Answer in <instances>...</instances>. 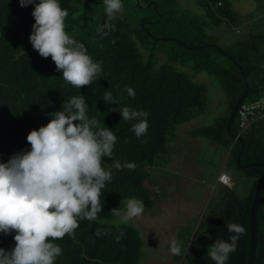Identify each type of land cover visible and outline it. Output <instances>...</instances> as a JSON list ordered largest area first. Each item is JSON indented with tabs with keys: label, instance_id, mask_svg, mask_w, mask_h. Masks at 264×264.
<instances>
[{
	"label": "trees",
	"instance_id": "1",
	"mask_svg": "<svg viewBox=\"0 0 264 264\" xmlns=\"http://www.w3.org/2000/svg\"><path fill=\"white\" fill-rule=\"evenodd\" d=\"M202 15L191 13L178 0H134L139 11L136 19L117 16L112 21L115 31L98 34V27L107 20L105 11L90 21H82L73 33L81 15H76L80 0H59L69 15L65 31L82 43L93 61L101 63L99 77L90 85L77 89L66 84L62 72L56 71L51 57L42 58L29 41L35 20L34 6L21 8L19 0H0V163H7L16 153L30 150L27 135L46 126L51 113L61 111L74 96L84 95L89 119L107 127L117 137L112 158H104L105 169L113 161L135 163L134 170L111 168L112 179L102 190L103 209L95 221L81 220L74 236L54 241L62 248L55 264H139L143 257L140 231L133 225L111 224V210L123 208L121 201L140 199L151 209L160 196V188L149 178L147 167L157 164L156 158L168 151L176 125L188 122L195 113L204 112L206 87L171 63H190L195 72L215 76L226 93L225 113L212 125L191 131L228 151L230 165L238 177L249 180L247 192L239 196L234 186H223L208 202L201 219L182 227L175 238L182 245V254L175 255L178 264H215L208 255L216 239L229 240L226 225L237 223L245 228L237 248L229 254L227 264H246L249 247V210L256 180L264 175V167L240 164L264 163V116L244 129L238 115L226 130L227 119L236 99L244 92L241 103L264 95V30H249L231 44L206 31L208 27L231 30L240 24L232 0H193ZM38 2V0H37ZM148 2L153 4L145 6ZM145 6V7H144ZM254 12L248 14L252 18ZM143 21V25L139 24ZM163 57V61L159 56ZM241 67V69H240ZM134 90L130 97L125 88ZM110 90L116 105L103 101ZM128 107L148 113V130L139 139L130 130L137 121L122 120L120 113L109 108ZM238 135L241 142L234 138ZM220 185V184H219ZM256 209V250L253 264H264V182ZM196 225V226H195ZM195 228V229H194ZM97 229L101 230L96 235ZM15 232L0 242L5 251L14 247Z\"/></svg>",
	"mask_w": 264,
	"mask_h": 264
},
{
	"label": "clouds",
	"instance_id": "2",
	"mask_svg": "<svg viewBox=\"0 0 264 264\" xmlns=\"http://www.w3.org/2000/svg\"><path fill=\"white\" fill-rule=\"evenodd\" d=\"M19 4L21 8L34 6L31 15L35 23L29 37L33 49L42 58H52L66 84L77 89L90 86L102 71L101 63L93 61L85 46L66 33L69 13L59 0H19ZM103 6L107 20L97 29L102 38L115 31L112 21L124 4L122 0H103ZM125 90L135 96L132 88L126 86ZM103 101L117 103L110 90L105 91ZM87 107L84 95L72 97L61 111L50 114L46 126L30 131L26 137L30 150L0 163V233H16L14 247L8 251L0 248V264H55L63 250L54 241L74 236L79 221L98 218L103 209L102 190L112 179L111 168L135 169V163L122 165L119 161L105 169L104 158H112L117 137L107 127H100L95 118L89 119ZM109 111H118L122 120L137 121L130 130L138 139L147 134V112L128 107H110ZM216 183L220 184L217 177ZM121 205L123 209L114 208L111 214L124 222L145 211L140 199H123ZM226 228L235 234L228 241L216 239L207 250L215 264H227L246 231L237 223H228ZM100 234L97 229L96 235ZM169 250L179 256L182 245L173 238Z\"/></svg>",
	"mask_w": 264,
	"mask_h": 264
},
{
	"label": "rangeland",
	"instance_id": "3",
	"mask_svg": "<svg viewBox=\"0 0 264 264\" xmlns=\"http://www.w3.org/2000/svg\"><path fill=\"white\" fill-rule=\"evenodd\" d=\"M123 16L136 19L134 0H122ZM191 13L202 15L193 0H178ZM240 24L237 32L208 27L206 31L219 38L221 44H231L251 30H264V0H232ZM104 11L103 0H80L76 15H81L73 27L76 32L82 21H90ZM254 12L252 18L248 14ZM70 36V34H68ZM163 61V57L159 56ZM171 65L206 87L204 112L195 113L188 122L175 126L174 138L168 143V151L157 156V164L146 168L149 178L160 188L161 194L151 209H145L139 218L124 222L117 217L108 223H125L139 229L142 238L143 257L139 264H178L170 253V241L182 227L195 224L203 216L208 202L222 186L216 183L223 170L231 179L237 195L242 196L249 188V180L238 177L230 165L228 151L207 138L194 137L190 133L197 127L212 125L226 110V93L219 80L204 71L195 72L190 63ZM124 208V205H123ZM122 208V209H123ZM195 225V226H196ZM195 229V228H194ZM5 235L0 233V242Z\"/></svg>",
	"mask_w": 264,
	"mask_h": 264
},
{
	"label": "water",
	"instance_id": "4",
	"mask_svg": "<svg viewBox=\"0 0 264 264\" xmlns=\"http://www.w3.org/2000/svg\"><path fill=\"white\" fill-rule=\"evenodd\" d=\"M152 2H148L145 6L149 5ZM153 7L154 9H156V6L154 3ZM144 6V7H145ZM139 24L142 26L143 25V21H140ZM241 69V67H240ZM247 95V83L244 80V92L241 96H239L236 101L234 102L231 112L229 114V117L227 119V124H226V130L228 132H230V127L231 124L236 116V113L240 107V104L242 102V99L245 98ZM234 138L238 141L241 142V138L238 135H235ZM240 154L241 151L238 153L237 157H236V163L239 167L241 168H246L252 165H258V166H262L264 167V163L263 162H251V163H245V164H240ZM264 182V175H262L261 177H259L254 185V191H253V197H252V201H251V206H250V210H249V247H248V255H247V261L246 264H253V260H254V256H255V250H256V236H257V225H256V209H257V205L259 203L260 200V196H261V184Z\"/></svg>",
	"mask_w": 264,
	"mask_h": 264
},
{
	"label": "built area",
	"instance_id": "5",
	"mask_svg": "<svg viewBox=\"0 0 264 264\" xmlns=\"http://www.w3.org/2000/svg\"><path fill=\"white\" fill-rule=\"evenodd\" d=\"M238 121L241 128H245L252 122L264 116V95L256 100L241 103L237 111ZM217 181L223 186H230L231 178L228 174L220 171L217 176Z\"/></svg>",
	"mask_w": 264,
	"mask_h": 264
},
{
	"label": "crops",
	"instance_id": "6",
	"mask_svg": "<svg viewBox=\"0 0 264 264\" xmlns=\"http://www.w3.org/2000/svg\"><path fill=\"white\" fill-rule=\"evenodd\" d=\"M231 185H233V183H231Z\"/></svg>",
	"mask_w": 264,
	"mask_h": 264
}]
</instances>
